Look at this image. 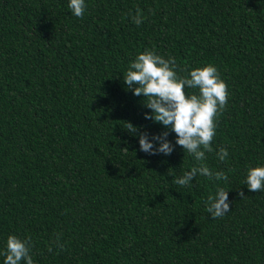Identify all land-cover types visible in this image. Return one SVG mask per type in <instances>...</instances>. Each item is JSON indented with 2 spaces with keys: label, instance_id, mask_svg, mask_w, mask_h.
Returning <instances> with one entry per match:
<instances>
[{
  "label": "trees",
  "instance_id": "obj_1",
  "mask_svg": "<svg viewBox=\"0 0 264 264\" xmlns=\"http://www.w3.org/2000/svg\"><path fill=\"white\" fill-rule=\"evenodd\" d=\"M67 3L0 0V248L11 233L34 264H264V190L243 184L264 164V0H86L79 18ZM145 48L181 75L217 67L228 98L205 163L226 180L177 185L198 162L122 127L164 131L122 80ZM217 186L230 211L212 218Z\"/></svg>",
  "mask_w": 264,
  "mask_h": 264
},
{
  "label": "clouds",
  "instance_id": "obj_2",
  "mask_svg": "<svg viewBox=\"0 0 264 264\" xmlns=\"http://www.w3.org/2000/svg\"><path fill=\"white\" fill-rule=\"evenodd\" d=\"M67 8L71 15L79 18L85 12L86 0H68ZM131 18L139 25L144 16L137 9ZM122 80L126 90L143 97L144 106L150 110L144 113V118L158 122L164 129L160 133L142 132L138 126L125 121L122 127L138 139L140 151L167 156L175 146H181L183 152L198 163L175 178L179 186L190 185L197 176L226 180L223 172L213 171L205 163L206 153L213 152L211 142L215 136L216 117L228 98L227 85L213 63L190 67L181 75L177 72L174 56L165 57L154 49L145 48L129 62ZM188 89L196 91H186ZM168 130L175 133L174 143L167 138ZM215 156L219 161H225L227 148H217ZM243 184L253 192L264 190V164L248 166ZM228 190L217 186L207 195L205 204L212 218L223 217L230 211ZM31 248L29 238L10 233L0 248V257H3L0 264H34Z\"/></svg>",
  "mask_w": 264,
  "mask_h": 264
}]
</instances>
